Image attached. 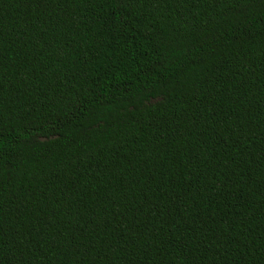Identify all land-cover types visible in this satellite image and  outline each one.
<instances>
[{"label": "trees", "instance_id": "16d2710c", "mask_svg": "<svg viewBox=\"0 0 264 264\" xmlns=\"http://www.w3.org/2000/svg\"><path fill=\"white\" fill-rule=\"evenodd\" d=\"M0 264H264V0H0Z\"/></svg>", "mask_w": 264, "mask_h": 264}]
</instances>
